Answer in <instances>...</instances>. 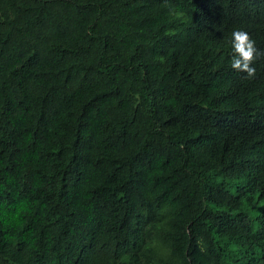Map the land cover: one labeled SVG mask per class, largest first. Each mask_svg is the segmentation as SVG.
I'll list each match as a JSON object with an SVG mask.
<instances>
[{"label":"trees","instance_id":"1","mask_svg":"<svg viewBox=\"0 0 264 264\" xmlns=\"http://www.w3.org/2000/svg\"><path fill=\"white\" fill-rule=\"evenodd\" d=\"M195 254L264 264V0H0V264Z\"/></svg>","mask_w":264,"mask_h":264},{"label":"clouds","instance_id":"2","mask_svg":"<svg viewBox=\"0 0 264 264\" xmlns=\"http://www.w3.org/2000/svg\"><path fill=\"white\" fill-rule=\"evenodd\" d=\"M231 44L234 55L231 59L232 69L247 74V78H254L256 69L252 66L253 62L261 54L256 47V42L249 33L244 30H234L231 33Z\"/></svg>","mask_w":264,"mask_h":264},{"label":"rangeland","instance_id":"3","mask_svg":"<svg viewBox=\"0 0 264 264\" xmlns=\"http://www.w3.org/2000/svg\"><path fill=\"white\" fill-rule=\"evenodd\" d=\"M195 258H196L197 260H198V258H199V262H200V264H202V261H201L200 257H198L197 254H195Z\"/></svg>","mask_w":264,"mask_h":264}]
</instances>
